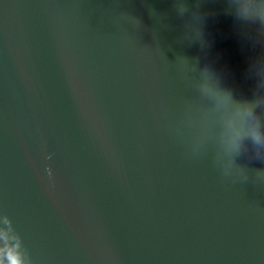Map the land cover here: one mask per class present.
I'll list each match as a JSON object with an SVG mask.
<instances>
[{
    "label": "water",
    "instance_id": "water-1",
    "mask_svg": "<svg viewBox=\"0 0 264 264\" xmlns=\"http://www.w3.org/2000/svg\"><path fill=\"white\" fill-rule=\"evenodd\" d=\"M9 258L264 264V0H0Z\"/></svg>",
    "mask_w": 264,
    "mask_h": 264
},
{
    "label": "clouds",
    "instance_id": "clouds-1",
    "mask_svg": "<svg viewBox=\"0 0 264 264\" xmlns=\"http://www.w3.org/2000/svg\"><path fill=\"white\" fill-rule=\"evenodd\" d=\"M50 174V173H49ZM8 264H11V259L9 258V260H8Z\"/></svg>",
    "mask_w": 264,
    "mask_h": 264
}]
</instances>
